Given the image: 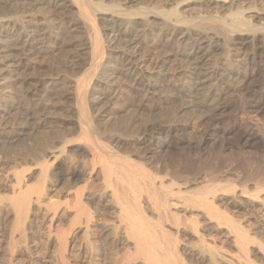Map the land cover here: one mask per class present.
Wrapping results in <instances>:
<instances>
[{"label": "bare ground", "instance_id": "bare-ground-1", "mask_svg": "<svg viewBox=\"0 0 264 264\" xmlns=\"http://www.w3.org/2000/svg\"><path fill=\"white\" fill-rule=\"evenodd\" d=\"M14 1L0 0V137L11 143L28 135L33 129H28V119L38 113L43 118L48 116L44 114L47 97L56 94L57 87L69 89L60 95L73 101L75 117L52 138L44 142L40 139L41 143L34 142L21 151L9 154L8 148L7 153L0 146V220L12 212L14 224L22 227L18 233L24 238L32 221L29 214L33 204H44L49 223L71 211L66 225L55 227L60 259L64 258L62 249L68 236L76 234L75 230L82 231L86 240L82 257L95 259L88 240L94 229L107 244L115 242L127 250L131 243L145 264H184L179 235L194 237L200 243L194 248L185 242L180 250L204 264H254L249 254L251 245L264 256V234L263 238L257 236L264 231V167L261 172L257 170L260 173L255 172L253 191L245 182L238 185L228 178L214 182L212 176L218 169L207 165L210 152L202 157L204 150L195 154L199 160L196 166L213 174H206L207 183L198 186L197 177L190 176L194 171L184 166L188 163L185 154L177 160L165 155L161 161L166 162L170 175L166 182L164 176L151 174L118 149L126 140L131 141L136 157L146 143L170 146L175 134L189 123L158 124L150 135L143 129L127 135L112 126L101 128L106 113L101 103L110 101V94L120 86L128 84L145 92L166 88L169 100H184L179 110L192 108L197 112L195 122L205 125L198 152L209 141L208 131L218 132L222 144L226 135L233 134L242 146L256 140L264 149V121L255 127L243 116L251 112L264 118V0H186L167 11L158 6L137 10L124 6L136 0L113 4L29 0L23 3L27 10L18 11ZM94 7L101 22L99 28L91 12ZM56 10L71 30L79 32L85 57L78 63L67 60L62 66L55 60L42 61L36 69L30 51L58 38L59 25L56 27L57 17H53ZM103 37L109 47L107 54L103 53ZM21 66L23 70H19ZM77 70L83 74L76 75ZM10 113L12 117L7 120ZM103 135H107L106 141L101 140ZM230 156L227 160L237 163L234 159L238 157ZM221 158L227 161L225 156ZM243 159L241 162L246 161ZM8 163L12 164L9 172L2 169ZM32 165L39 167L37 174L25 178ZM99 174V183L90 186ZM30 177L34 182H28ZM59 184L63 188L50 195ZM92 205L106 215H114L115 221L92 228L96 221ZM148 211L155 213L157 221L151 222V216L148 219ZM163 221L171 224L176 236L167 233ZM223 243L237 253L224 249Z\"/></svg>", "mask_w": 264, "mask_h": 264}, {"label": "rangeland", "instance_id": "rangeland-1", "mask_svg": "<svg viewBox=\"0 0 264 264\" xmlns=\"http://www.w3.org/2000/svg\"><path fill=\"white\" fill-rule=\"evenodd\" d=\"M28 1L29 0H26V1L15 0L14 2H16V3H14V2L13 3H14V6L16 5L15 7L18 11H20V10L26 11L27 10L26 5L23 3H26ZM91 2H95V3L101 2V4H113V3H122L123 0H91ZM183 2H186V0H136V2H134V3H131V2L125 3L124 6H126V8L132 9V10H137L138 8H140L142 6H146V5H148V7H154V6L157 7L158 6L160 8H163V10L167 11L171 7L175 6V4H182ZM18 3H20V4H18ZM258 4H260V3H258ZM138 5H140V6H138ZM91 12H92V15L95 16V18H96L95 25L99 28V24L101 22H100V19H97V17H99L98 10L94 7L91 10ZM53 17H54V19H56V17H57L56 27L59 25L57 27L59 29L58 38L57 37H56V39L51 38L48 43H46L42 46L33 47L30 51L31 56L33 57V60L35 59L34 62H35V68L36 69H40L38 67H40L42 65V61L45 62V61H54L55 60V62L58 61L59 64H61V66H62V63L68 62L67 60L78 63L79 61L80 62L82 61L83 56L85 57L84 50L82 49V46H81L82 40L79 36V32L73 31V30H71V27H68V23H65L63 16H62V13H60V11H58V10L54 11ZM101 39L103 41V43H102V46L104 48L103 53L107 54L109 51V49H108L109 47H107V45L104 41L105 38L103 37ZM46 45H48V46H46ZM50 48L52 51H49ZM39 50H40V52L42 51L41 52L42 54L39 52ZM98 57H97L96 61L99 60ZM20 68L22 69L23 66L19 67V70H21ZM82 74H83L82 70H79V71L77 70L76 75L81 76ZM125 85L120 86L118 89L115 90L116 91L115 93L113 91L110 94V95H112L110 101L108 99V101L106 100L104 103H101L102 106L105 105L104 107H105V111H106V113L104 112V116H102L101 128L112 126L115 130H122V132L125 131L123 134H127V135L130 133L131 134H134V133L137 134V133H140L142 131L145 132L146 135L147 134L150 135L151 133H153L154 128L156 126H158V124L177 122L179 125H181V124L187 122L190 125L188 124L186 129H184V130L180 129L175 134V136H174L175 140H173V142L170 143L172 145V146L170 145L171 147L169 145L160 147V146H157L153 143H146L145 145L140 146L141 152L138 154V156L136 155V157H135L134 156L135 146L132 145L131 141L126 140L125 141L126 143L124 142L123 146L118 149V150L121 149L119 151L120 154H122L124 156L130 155L132 160L133 161L135 160L137 164L144 167V169L146 171H148L154 175H159L162 177L164 176L163 179L166 182H168L170 180V175L168 174V167L166 165V162H162L161 157L167 155V157H170L172 159L177 160L178 157L180 158V157H184L186 155L187 156V157L185 156L187 158L186 162H188V163H186V165L184 164V166L188 169L190 167V170L194 171L195 175L193 174L190 176L197 177L196 184L199 186V185H203V184L207 183L209 176L213 174V172H212V174H210L209 170L206 168L198 170V168H197L198 165L196 166V164L199 162V160L196 159L197 156L195 154L200 153V152L205 150V152H202L200 154L203 155L202 157H206V155H209V152H210V155H209L210 158L207 161V165L210 167V169H211V166L214 170L218 169V171L215 172V174H213V176H212V178H214L212 180H215L214 182L223 181V180H225V178L226 179L228 178L238 185L241 184V182L242 183L245 182L244 184H246L247 187L252 191H253V189H255V187H254L256 185L255 182H257L256 181V175H257V173H260L261 171L264 170V169L262 170V167H264V158H262L264 156V149L262 148V146L259 142H256V140H253L252 143L251 142L249 143V145L242 146L239 143V141L235 135L233 136V134H229V135H226V138H223L224 139L223 141L225 143L222 144L220 141L221 137H220L218 132L208 131L209 133H208L207 137L208 138L210 137V138H209V141L206 143L207 146L206 145L203 146V148H205V149H201L198 152V145L197 144L199 143V140H200V137L203 133V129H204L205 125L201 124V123L198 124L195 122L196 121L195 119L197 118V114H196L197 112L195 110H192V108H190L189 111H187L185 109L179 110V107L182 105L184 100L180 99V98H175V100L174 99L169 100V98L167 96L169 91L166 88H165V91H164V89H161V91H159V89L157 88L156 89L157 91L154 90L152 92H145L144 90L139 89L137 87L135 88V87L130 86L128 84H125ZM129 86H130V88H129ZM57 90L58 91L56 92V94H51V96L49 95V97H47V105L45 106L44 114L48 115V116L43 118V116L41 115L42 113L41 114L38 113V114H35V116H31L30 120L28 119L27 127H28V129L29 128L30 129L33 128V129L31 132H30V130L28 131L29 132L28 135H26L24 137H20L21 141L19 139L16 142L9 143L8 140H6V138L0 137V139H1L0 146H2V148L5 150L8 148L10 152L6 150L7 153L9 152V154L10 153L13 154L17 151H21L24 148L28 147L29 144L32 145L34 142L41 143V142H44L45 139L48 140V139L52 138L53 136H55L57 131L62 130L64 123H66L68 121V119L75 117L74 116L75 113H74V109H73V106H74L73 101L65 100L64 98H61L62 96L60 95V92H62V90L65 91V90H69V89L67 87H65L64 89L61 88V90H60V87H57ZM113 94H114V96H113ZM161 94H163V95H161ZM58 95H60V96H58ZM173 102H174V104H173ZM175 107H176V109H175ZM173 109H174V111H173ZM170 111H171V113H170ZM186 114H187V116H186ZM243 116L246 117L248 119V121H250L252 124H255V127H259L260 125H262V123L264 121L263 117H261V119H260L259 116H256V115H254V113H251V112L244 113ZM11 117H12V113H10V115L7 116V120ZM36 117H37V120H36ZM171 120H176V121H171ZM256 123H258V125ZM197 124H198V127H196ZM128 131H129V133H128ZM180 132L182 133L181 135H180ZM213 132H215V134ZM107 138H108L107 135H103L101 140L105 139L104 141H106ZM40 139H41V142H39ZM176 139H178L179 141ZM182 140H184V141H182ZM185 140H186V142L187 141L190 142L189 145L185 142ZM178 142H179V145H178ZM183 145H184V147H183ZM221 145L223 146V149H222ZM196 146H197V148H196ZM185 147H187V148L189 147V151ZM137 148H138V146H136V149ZM193 151L195 153H193ZM206 151H207V153H206ZM188 153H189V155H188ZM178 154H180V156ZM182 154H185V155H182ZM256 154H257V156H256ZM227 155H228V157L230 155H232L233 159L238 157V160L234 159L237 163H235L232 160L233 161V164H232V161L227 160V158H228ZM218 156H221V157L225 156L227 161H224V159H223V162H224V164H223L222 158L220 157L221 158L220 159ZM250 156H252V158L254 156L255 159L253 158L254 160H251L252 158ZM245 157H247V159ZM249 157L251 158L250 160L252 162L250 160H248ZM212 158H213V160H212ZM215 158H216V160H215ZM241 158L242 159L244 158L243 160H246V161L241 162L242 161ZM211 161H213V162H211ZM247 161H250V163H247ZM218 162L220 163L221 170L218 167L219 166ZM209 163L211 166L209 165ZM242 163H243V166H242ZM52 164L53 163H51V166L48 167V170L52 167ZM236 164H237V166H236ZM239 164L242 166V168ZM248 164H250V165H248ZM213 165H214V167H213ZM215 165H216V167H215ZM3 166L4 167H2V169L8 171V170H11V168H9V167L12 166V164L8 163V165L4 164ZM244 166L245 167L247 166V168H245L246 172H247L246 176L244 175V173H246V172L243 171ZM38 169H39V167L37 165L36 166L32 165L31 167H29V170H27L24 173L25 178H27L31 174L33 176L35 174H37ZM196 169L198 171V174L195 171ZM260 169H261V171H260ZM201 170H203V171L201 172ZM204 170H206V171H204ZM207 170H208V173H206ZM257 170H259L260 172ZM219 171H221V172H219ZM256 171H257V173L255 174ZM28 172H29V174H28ZM206 174H208L209 176ZM84 177H86V174L84 175ZM98 177H99V179L96 180L94 183L93 182L91 183V181H90V183H91L90 186H96L97 183H99L100 174L98 175ZM34 180H35L34 178L30 177L28 182L31 183V182H34ZM78 184L80 185L81 182ZM60 186L63 188V186L61 184L57 185L56 189L54 191L50 192V195L54 194L53 192H55L57 190V188H59ZM6 193L7 192L5 191V194ZM141 198L142 199L144 198L143 195H142V197H140V201L143 202L141 200ZM48 199L49 198H47V196L45 195L44 196V202L47 203ZM143 200H145V198ZM142 204L144 205L145 201ZM94 206L95 205H92L91 210H93V211L96 210L95 212H93V218H95V219H93V218L92 219L96 220V221L93 222V224H95V225L91 224L92 228L96 227L100 223H105L104 221H106V222L108 221V223L110 221H115L114 215H108L107 214L108 215L107 216L105 212L98 211L99 209L97 210L96 206H95L96 209H94L93 208ZM9 207H10L9 205H5L6 210L9 209ZM44 208L45 207H44L43 203L39 204L38 206L37 205L35 206V204H33V211H31L29 214L32 221L29 222V224H27V229L25 230V237H24L25 239L23 237H20V235L18 233L22 227L16 226L14 224V217H13L12 212H8L7 213L8 215H6L5 218L0 220V264H145L144 262H142V259H140V257L139 258L137 257V256H140L141 254L140 255L135 254L134 247L131 248V246H132L131 243L128 244L127 250H129V248H130L129 251H127L126 249H124V247L118 245L115 242H110L107 244V242H105L103 237L97 236V231L95 229L91 230V232L88 236V240H90L92 242L91 243L92 247L90 246L91 247L90 249L92 251L91 254L93 255V257L95 259H88V258L82 257L83 256L82 252L84 250V245L86 244V240H85V237H82V233H81L82 231H80L78 233L77 230H75L76 234L74 233L75 232L74 231L73 232L74 234H72V236H71V234L68 236V240L62 249V252L64 254V258L60 259L57 255L58 244L55 240V234H56L55 229L59 228V225H62V226H63V224L66 225L68 218H70V216H71L70 215L71 211L66 212V214H63V216L62 215L58 216L57 218L52 220L51 223H49L48 222L49 218L47 215H45V209ZM101 212H102V214H101ZM151 213H153V214H151ZM148 214H147L148 219L149 220H150V218L152 219V220H150L151 222L157 221L156 215H154L155 213L153 211L152 212L148 211ZM68 215H70V216H68ZM98 219H99V221H98ZM167 222L168 221L162 222L163 228H166L167 233L170 235L172 234L171 236H173V234L175 235L173 227L171 226V224H167ZM23 227H26V225H24ZM16 228H18V229H16ZM170 232H172V233H170ZM263 234H264V231H263V233L262 232L259 233V235H257V236H261L263 238ZM179 237L181 240V241L179 240V245H178L180 249L185 242H186V244H188L189 246L194 247V248H198L196 246L200 245V243H198L194 237L185 238L186 236H182V235H179ZM215 238L217 239L219 237H217L215 235ZM217 240H218L217 244L221 245L219 243L220 239H217ZM223 248L224 249L227 248L226 250H230V251L235 250L234 247H231V245H228L226 243H223ZM131 249H132V251H131ZM180 249H179V251H180L179 253L181 254V257L184 256L183 258L185 260L184 261L183 259H181V261L182 262L184 261L183 262L184 264H197V263L198 264H204L200 259L196 260V259H194L193 256L191 257L190 255L184 254L183 251ZM256 249H258V248L255 246L253 247L252 245L250 246V250H251L249 252V254L251 256L250 260L252 262L254 261V264H264V258H263L264 256L261 254V252L257 251ZM124 252H127V253L124 254ZM235 252H236V250H235ZM128 257H129V259H128ZM133 258H136V259H133ZM196 261H197V263H196Z\"/></svg>", "mask_w": 264, "mask_h": 264}]
</instances>
